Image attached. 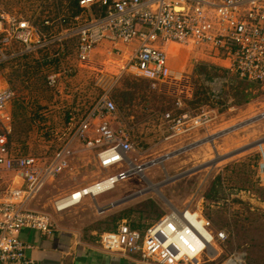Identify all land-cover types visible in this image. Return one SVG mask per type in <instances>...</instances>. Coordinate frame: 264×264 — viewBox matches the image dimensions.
<instances>
[{
    "label": "rangeland",
    "instance_id": "1",
    "mask_svg": "<svg viewBox=\"0 0 264 264\" xmlns=\"http://www.w3.org/2000/svg\"><path fill=\"white\" fill-rule=\"evenodd\" d=\"M68 6L66 1L59 6V0H0V19L4 16L10 23L28 21L37 31L43 32L44 37L45 33L50 38L61 30L67 32L83 24L84 21H79V15L72 17L73 11ZM64 18L68 19L67 23L57 25ZM74 18L78 23L75 24ZM83 19L86 20L85 17ZM46 20L51 22L49 28L44 27ZM7 30L6 26L0 30V38L1 33L7 34ZM191 42L193 44L174 45L186 54L183 64L174 65L173 76L182 77L177 79L175 85L171 83L156 88L147 80L124 74V69L119 67L121 60L118 56L101 53L95 61L97 68L91 69L88 67L91 59L89 62L78 60L72 39L66 43L64 58L54 61L47 60L46 52L22 55L21 47L8 46L4 50L7 56L5 60L0 54V60H3L0 61V89L4 88L0 92L11 91L14 97L0 112V126L9 133L15 153L33 155L47 161L53 158L59 148L66 146L75 124L103 96H109L116 104L113 126L121 127L129 134L135 148L132 157L150 163L152 160L157 163L165 160L163 164L154 165L156 167L147 171L148 180L141 179L140 183V179L134 176L131 177L133 182L127 181L112 192L124 186L125 200V190L134 188L128 194L133 198L128 197L127 200L132 207L124 209L127 224L144 231L168 214L175 204L180 208L192 204L208 218L213 232L223 231L226 234L227 239L217 243L221 253L220 262L245 250L248 254L246 264H264V152L261 151V148L264 150V117L258 114L264 108V86L240 80L222 69L206 72L201 66H208L209 63L201 65L203 58L191 55L186 49L189 50V45H192L196 50L194 53H200L197 49L201 47L212 52V46ZM0 48L4 49L1 45ZM56 52V47H53L47 56L56 58ZM13 53L16 56L12 57ZM54 74L61 75L58 87L48 84V77ZM214 76L228 80V83L223 84L219 100L212 97ZM181 93L187 96L184 107L192 115L202 112L211 114V131L214 132L219 130L222 120L237 114L234 112L235 106L240 110L248 104L255 105L253 114L259 116H253L255 119L244 123L250 124V127H246L243 134L248 130L250 133L261 132L262 137L258 135L256 139L261 141L253 143L247 139L235 151L230 149L223 154L217 149V143H212V139L203 138L198 143L206 139V144L195 147L186 144L189 142L188 136L178 139L183 143L175 141V138L187 134L174 138H168L170 134L162 135L161 130L158 131L159 124L162 126L161 114L174 108L176 100L182 97ZM2 112L5 116H2ZM72 117L76 120L72 121ZM72 149L74 153L68 167L43 188L32 202V209L59 213L57 201L98 182L110 173L102 170L95 155L81 144H74ZM181 150L185 151L171 157ZM244 151L247 154L243 155ZM1 176L3 180L9 179L3 173ZM205 180H209L206 185ZM17 181L11 177L1 190L8 194ZM242 191L245 194L240 195ZM96 198L87 197L75 206H81L86 201L82 207L89 210L86 209L85 213V210L81 211L82 221L87 222V216L98 212L94 204ZM109 222L111 220L104 222L103 227L112 229Z\"/></svg>",
    "mask_w": 264,
    "mask_h": 264
},
{
    "label": "built area",
    "instance_id": "2",
    "mask_svg": "<svg viewBox=\"0 0 264 264\" xmlns=\"http://www.w3.org/2000/svg\"><path fill=\"white\" fill-rule=\"evenodd\" d=\"M79 7L82 9L79 21H84L81 27L61 30L50 38L28 21L10 23L1 16L0 30L4 26L8 28L7 34L1 33L0 38L4 47L0 48L2 59L7 57L5 48L15 45L21 47L22 55L42 52L48 55L56 47V58L48 56V61L63 59L66 43L72 39L78 60L87 62L94 48L106 41L136 42L133 55L123 67L124 73L147 80L156 88L168 84L173 75L166 53L156 43L194 41L211 45L212 52L229 59L227 74L264 84V0H80ZM74 21L78 23L76 18ZM50 23L46 20L44 27ZM66 23L62 19L57 25ZM60 79L61 75L49 76L48 84L59 86ZM225 82L228 80L222 76L213 79L214 99H221ZM13 97L11 91L0 92V112ZM115 115V102L103 96L75 124L66 146L47 161L15 153L9 133L0 126V170L15 174L23 182L0 199V264H31L26 256L28 246L21 238L25 229L51 234L49 216L31 209L29 204L68 167L74 144L93 152L99 167L110 173L83 189V196L75 192L57 201L59 212L77 206L87 197L108 193L131 177L144 178L147 168L156 161L138 162L131 157L135 148L123 128H114ZM162 120L161 125L170 134L168 138H174L206 128L213 117L208 112L192 115L178 98L174 109L165 112ZM226 239L225 232H213L211 222L200 211L187 206L182 210L172 209L145 232L124 222L116 231L104 232L100 243L110 254H139L151 264H246L245 250L219 261L217 243Z\"/></svg>",
    "mask_w": 264,
    "mask_h": 264
},
{
    "label": "crops",
    "instance_id": "3",
    "mask_svg": "<svg viewBox=\"0 0 264 264\" xmlns=\"http://www.w3.org/2000/svg\"><path fill=\"white\" fill-rule=\"evenodd\" d=\"M189 44H193V43L191 42ZM174 45L181 46L179 45V43H175V42H168L164 44L160 42L156 43V46H158L160 49H162L166 53L172 74H174L173 72H175L174 65L180 66L181 64H183V59H184V56L186 55V54H183L182 51L180 52L178 48H175ZM136 47H137L136 42L124 43V42L106 41L91 52L90 58L87 62H89L90 59L92 60V62L89 64L88 67H90L91 69L97 68V64H95L97 62L95 61L98 58V56L100 57L101 53H104L106 56L107 55L118 56L119 59L121 60L119 67L123 68L125 64L128 62V60L130 59V57L133 55V52L136 49ZM188 48L190 51L186 49V52L190 53L193 56L197 55L198 57H202L204 59V60L201 59L202 61L201 65H205L203 64L205 62L209 63L207 64L208 66H201V68L204 67L205 71L208 73L212 71L214 72L221 71V69L222 71H226V69L229 68L230 66L229 59L222 57L215 52H208L206 50L207 48L206 49L204 47L198 48L197 50L200 51V53L199 52L194 53L196 50L192 45H189ZM101 58H104V57H101ZM198 69L199 67L196 68L197 71ZM181 74L183 75V73H180V75ZM180 77L178 76L174 77L172 75V78L169 80L168 85H170L171 83L175 85L176 84L175 82ZM255 84L264 86V84H261V83H255ZM165 85H161L160 87H164ZM2 89L4 88H1L0 90ZM182 97L185 98V100H183ZM182 97H181V100L183 101V105H184L188 98L187 96H184V95H182ZM232 105L234 106L233 102H232ZM255 107H256L255 105L248 104L246 105L244 109L239 110V109H236V106H235L234 112L236 111L237 114L236 115L234 114L232 117H227L226 119L222 120L220 124V128L219 130H217V132L211 131V128L213 127V124H212L213 122H212L206 128H199V129H196L188 133L187 135L181 138H175L177 139L175 141H177L178 143H183L182 140L178 141V139H182L188 136L189 139L187 140L189 142H187L186 144L198 147L200 145L206 144L204 143L206 139H212L211 140L212 143L216 142L217 149L219 151L221 150L223 154L227 153L230 149L231 151H235L234 149L243 145L245 143L244 141L247 139L251 140L254 143L257 141L256 139L258 135L259 137H262L263 133L261 132L260 133H250L249 130L248 132L244 134L243 132L246 131L245 130L247 129L246 127H250V124L244 125L245 122L247 121L250 122L251 120L255 119L253 118V116L254 117L259 116L260 113L262 114V116H264V108H262L263 112L258 113L259 115L257 113L253 114L255 112ZM168 111H171V110H168ZM163 114H161V118H160L161 123L163 121L162 120ZM252 124H255V123H251V125ZM158 128H159L158 131L161 130L162 135L164 133V135L166 136L167 134L165 133L167 131L166 126H164V130H162V126H160L159 124ZM203 138H206V139L203 140L202 142H199L201 143L199 144L198 141L199 140L201 141V139ZM258 141H261V139ZM261 151L264 152L263 148H261ZM73 153H74V150H73ZM245 154H247V151H244L243 155ZM131 157H132V154H131ZM135 160H137L138 162H142V160L137 159V158ZM164 162L165 160L162 163L154 162L153 164H151L145 171V175L143 179L148 180V178L146 177V174L150 168L156 167L154 165L163 164ZM2 173L4 174V176H8L9 179L3 180L2 176L0 178V199L7 196V194H5L4 191L1 190V188L2 186L4 185L6 186V184H8V182L11 180V177H13L14 180L16 179L18 180L17 183H15L16 184L15 187H19L23 183L13 173H8L6 171L0 170V175H2ZM155 173L156 172H154L153 175ZM139 179L138 180L140 182L141 178ZM1 181H4L5 183L3 184ZM128 181L133 182L134 180H131L130 178ZM205 181H207V182H204V184L206 185L209 180H205ZM125 183H127V181L120 183L119 185L125 184ZM120 188L121 189L119 190L116 189L117 191L114 193L112 192L115 191V189L108 193L96 196L98 198L95 199L94 204H95V208L97 209L96 211L98 212H93L92 214L87 216L88 217L87 222L82 221L81 215H80L81 211L85 210L84 211L85 213L87 211L86 209L89 210V208L82 207V206H85L86 201L81 206L70 208L63 212H59L55 214L52 212L50 214L49 212L40 211L49 216L50 223L52 225V228H51L52 232L51 234H44L41 232L33 231L31 229H25L24 231H22L21 238L23 242L28 246V249L26 250V256H27V259L31 261V264H151L149 262L143 261L139 254H131V255L123 256V255L115 254V253L110 254L102 249V246L100 243L101 235L104 232L116 231L119 225L123 224L124 222L127 223L125 221L126 219L124 216V209H129L130 207H132V204H130V202H128L127 200H129L130 197L133 198L131 195L128 196V194H130L131 193L130 191L133 190L134 188H127V190H125V195H127L125 200H124V192H123L124 186ZM248 193L250 194V192ZM242 194H245V192L242 191L240 195ZM34 200L30 202L29 204L30 208ZM187 206H190L192 209L198 210L192 204L187 205ZM187 206L184 205L183 207L180 208L178 207L177 204H175V207H173L172 209L182 210L183 208ZM115 219H117V221ZM107 220H111V222L109 223H110V226H113L112 229L103 227V223L106 222ZM109 223L107 224L109 225ZM130 227L140 232H145V230L147 229L146 228L144 231H141L139 230L137 226H134V227L130 226Z\"/></svg>",
    "mask_w": 264,
    "mask_h": 264
},
{
    "label": "trees",
    "instance_id": "4",
    "mask_svg": "<svg viewBox=\"0 0 264 264\" xmlns=\"http://www.w3.org/2000/svg\"><path fill=\"white\" fill-rule=\"evenodd\" d=\"M68 2L69 3V10L73 11L72 13V17L78 16L81 12L82 9H80L79 7V1L80 0H59V6H62L63 2ZM66 21H68L67 18H64ZM45 28H49V27H45ZM47 60H48V56L46 55ZM117 221V219H115Z\"/></svg>",
    "mask_w": 264,
    "mask_h": 264
},
{
    "label": "bare ground",
    "instance_id": "5",
    "mask_svg": "<svg viewBox=\"0 0 264 264\" xmlns=\"http://www.w3.org/2000/svg\"><path fill=\"white\" fill-rule=\"evenodd\" d=\"M1 91V90H0ZM2 116H5V113L4 112H2ZM264 117V116H263ZM88 187H90V186H87V187H85V188H82L81 190L79 189L78 191H76V192H80V196H83V194H82V190L83 189H86V188H88ZM67 201H65V203H66Z\"/></svg>",
    "mask_w": 264,
    "mask_h": 264
},
{
    "label": "water",
    "instance_id": "6",
    "mask_svg": "<svg viewBox=\"0 0 264 264\" xmlns=\"http://www.w3.org/2000/svg\"><path fill=\"white\" fill-rule=\"evenodd\" d=\"M185 150H188V149H185ZM185 150H181L180 152L175 153V154L172 155L171 157L176 156L177 154L182 153V152H184ZM167 158H168V157H167ZM162 162H163V160L159 161V163H162Z\"/></svg>",
    "mask_w": 264,
    "mask_h": 264
}]
</instances>
